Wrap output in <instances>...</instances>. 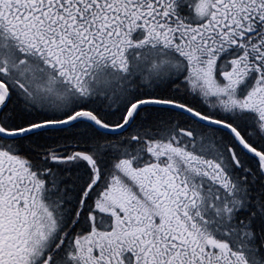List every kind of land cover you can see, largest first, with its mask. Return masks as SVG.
<instances>
[{"label":"snow or ice","instance_id":"6c2138e0","mask_svg":"<svg viewBox=\"0 0 264 264\" xmlns=\"http://www.w3.org/2000/svg\"><path fill=\"white\" fill-rule=\"evenodd\" d=\"M0 264H264V0H0Z\"/></svg>","mask_w":264,"mask_h":264}]
</instances>
